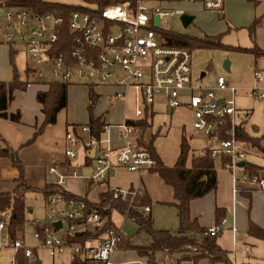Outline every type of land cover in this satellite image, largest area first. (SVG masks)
<instances>
[{
  "label": "built area",
  "instance_id": "2783aa9c",
  "mask_svg": "<svg viewBox=\"0 0 264 264\" xmlns=\"http://www.w3.org/2000/svg\"><path fill=\"white\" fill-rule=\"evenodd\" d=\"M92 4L93 7H83L85 12L72 13L66 21L58 13L39 15L10 7L5 0H0V46L10 48L15 55L20 45L25 47L33 64H28L27 70L35 77V82L27 86L36 83L50 88L60 83L68 87L85 86L94 91L102 86L135 91L136 120L141 119L145 111L152 112L156 98L162 96L170 108L185 106L192 112L196 134L208 137L213 144L212 158L218 162L226 159L221 162L223 170L234 175L240 173L239 164L247 161L248 153L241 148L236 136L239 126L236 91L220 77L215 88L196 93L197 88L192 87L191 50L175 46L167 36L171 31L162 24L164 18L187 14L181 4H198L206 11L218 13L223 10L225 0H98ZM255 78L262 81L263 72L256 70ZM229 89L231 97H220L219 94ZM185 91L190 92L186 98L182 95ZM127 94L117 93L116 97L127 98ZM119 128L125 139L141 131L126 122ZM110 130L107 125L106 138L99 143L91 140L88 126L66 135V157L75 159L78 145L86 155L96 147L94 164L90 165V175L85 176L76 170L63 174L50 168L48 172L56 177V185L63 188L68 179L79 178L95 183L105 181L116 165L126 166L132 172L154 166L150 154L139 150L136 144H128L113 155ZM239 180L264 191L262 177L248 178L243 174ZM110 192L114 199L142 194L140 190L110 189ZM48 208L45 224L37 228L34 235L40 242L39 249L48 251L53 258L68 254L70 264H113L112 257L124 240L122 232L116 228L93 240L74 242L88 231L99 233L104 225L101 213L87 214V205L82 199L65 202L60 194L50 199ZM135 209L146 214L151 211L149 206ZM8 217L9 211L0 209V237L3 232L7 233ZM58 221L61 226L56 229ZM224 222L209 227L202 236L215 238L222 232ZM34 224L38 225L39 221ZM10 247L15 255L9 264H18L20 252L28 259L35 255L36 248L18 239L10 242Z\"/></svg>",
  "mask_w": 264,
  "mask_h": 264
},
{
  "label": "rangeland",
  "instance_id": "374dc122",
  "mask_svg": "<svg viewBox=\"0 0 264 264\" xmlns=\"http://www.w3.org/2000/svg\"><path fill=\"white\" fill-rule=\"evenodd\" d=\"M45 1L77 7L94 6L92 2L85 0ZM180 7L187 14L195 17V20L189 26L184 27L180 16L167 17L162 21L164 29L195 38L213 37L216 39L219 36L224 45L221 48L193 49L191 51L192 87L197 88L195 92L199 93L215 88L218 79L224 77L229 84V88L236 91V108L249 113L248 122L245 123L247 128L253 131L256 126L252 127V125L257 123L263 125L264 99H261L260 96L264 95V79L257 81L255 71L263 72L264 76V70L260 65V60L264 58V0H225L223 12L219 13L223 14L222 19L219 14L206 11L198 4H181ZM255 22L258 23L255 25V30H253ZM238 49L253 51L240 52ZM18 50L16 57L20 58L19 60L26 67L28 64L33 65L31 59L29 60L27 57L25 47L20 45ZM226 62L230 63V71H226L224 68ZM202 74H205L203 78H201ZM230 89L219 94L220 97H231ZM254 90L257 91L253 92ZM75 92L73 89H69V95L78 94ZM100 92L106 93L107 91L101 89ZM125 93L127 94V91ZM189 94L190 92L185 91L182 95L186 98ZM135 100V91H128V104L127 102L116 104L119 101H108V99L103 98L95 106V113L107 116V124L113 125L110 126L112 128L110 130L111 147H114V140L117 139L121 142L120 145L122 146L115 150L113 155L125 146V138L118 126L125 124V117L136 116V106L133 107L132 105V101ZM78 101L74 102L75 108L74 106L71 108L70 116L77 118L76 121L79 122L77 126L79 127L84 124L82 120L84 118L80 116L85 110L77 103ZM147 119L150 127L144 134L142 131L138 132V136H143L146 141L154 139L157 152L169 167H172L176 162L183 137L187 139L190 147L195 150H202L213 145L208 137L196 134L193 128V114L187 107L182 106L172 109L162 96L156 98L153 111H149ZM105 138L106 134L104 133L102 139ZM134 139V136H132L128 141H134ZM87 140L88 138L85 137V141ZM76 150V158L70 159V161L73 170L75 169L79 175H83L81 169L86 153L83 147L79 145ZM192 156H194V153L191 151L190 158ZM218 164L216 162V165ZM113 171L114 174L109 180L97 183L85 180H80L75 184L68 182L65 184V188L69 191L81 193L83 196L87 195L88 199L93 202L99 201V195L109 187L124 191H138L146 188L149 197L153 200L151 206L153 221L155 222L154 227L159 229L162 227L161 225H165V227L169 225V219L176 210L174 206L165 202L168 190L161 185L162 183H160L161 181L157 175L145 171L132 172L127 167L118 165L114 167ZM26 204L28 210H32L33 213L27 214L24 230L17 236V239L31 248H36L35 256L31 261L39 260L42 264H70L68 254L53 258L48 251L39 249L40 242L34 239L37 228L45 224L49 212L44 196L38 192H29L26 195ZM36 220L39 221L38 225L34 224ZM112 222L124 237H133L137 233L134 223L118 211L113 212ZM173 233L176 234L177 231ZM241 251L243 250L239 248V252ZM0 255L7 258L5 264H9L15 255V251L10 247V240L6 232H3L0 237Z\"/></svg>",
  "mask_w": 264,
  "mask_h": 264
},
{
  "label": "crops",
  "instance_id": "0c3cea01",
  "mask_svg": "<svg viewBox=\"0 0 264 264\" xmlns=\"http://www.w3.org/2000/svg\"><path fill=\"white\" fill-rule=\"evenodd\" d=\"M222 12L223 10L221 12L214 13L219 14ZM219 16L221 19L223 18V14H219ZM11 53L12 52L10 48L0 46V82L12 81L15 73L18 75L21 82H35V77L28 73V66L26 67V65H24L23 62L19 60L20 58H17L15 54H13L14 56L11 57ZM12 62H14V65H12ZM260 65L264 70V58L260 60ZM70 88L73 89V91H76L75 93H78L79 96L78 94L69 95ZM101 89H104L107 92L102 93L100 92ZM48 90L49 88L36 83L32 84L31 86H27L25 90H16L14 92V99L10 103L7 113L13 115L20 113V122L15 123L0 118V148H6L10 151L17 152L18 158L25 167L26 183L36 190L32 192L38 193H41L40 191L45 188L46 184H56V177L50 175L48 172L50 168H55L63 174L71 173L73 170L72 162L65 155V150L67 147L66 135L70 132H73L74 130L79 131V129L82 127L87 126L90 121V89L85 86H70L68 87L67 106L58 113L56 124L45 128L34 144L26 146L27 143L33 139L34 135L43 126L45 121L43 107L38 102V94ZM82 90L84 91L81 92ZM125 91L126 90L123 88L113 86H102L96 88L95 93L98 96L97 105L103 98L108 99V101H119L116 104L124 102H127L128 104L127 98L118 99L116 97L117 93H124ZM260 97L261 99H264L262 95ZM76 100H79L77 103L80 104L85 110V112H83L80 116L84 118L82 119L84 124L79 127L77 126L79 125V122L76 121L77 118L70 116V111L72 110L71 108H73V104ZM132 105L133 107L136 106V100L132 101ZM95 110L94 115L96 117H101L106 123V126H113L107 124V116L95 113ZM237 112L238 123L247 135L259 138L264 137V124L262 125L257 123L252 125V127H256L253 131H251L247 128V125H245V123L248 122L249 113L240 109H237ZM136 118L137 116L125 117V122L128 120H136ZM138 132L140 131H137L133 135L135 138L134 141L129 142V139H125V146L121 149L125 148L128 144L137 145V140L140 138L138 136ZM110 139L112 146L111 132ZM120 144L121 142L119 140H114V150L119 149L122 146ZM262 145L264 146V140L262 141ZM212 147L213 146L211 145L202 150H195L191 147L194 156L190 158L189 164L191 163L192 159L202 156L206 149ZM244 147L245 145H241V148L248 153L246 162L264 169V155L261 153L248 151V149L246 147L245 149ZM178 157L179 155L177 156V159ZM218 163L219 164L216 165L218 181L217 189L214 192L206 195L204 198L194 200L191 203V216L193 219L198 220L201 227L208 229L209 227L216 225V210H224L225 216L223 220L225 222L222 224L223 229L217 240L218 245L229 254V258L233 264H264V241L251 237L248 234V229L251 222L264 230V191L258 190L249 183L240 181L239 178L244 174L243 171L234 175L229 171L223 170L221 168V163ZM93 164L94 161H92L90 165L92 166ZM90 165L88 166L86 164L85 157L81 169L84 176L90 175L84 173V170H90ZM113 169L110 171L107 180H109L114 174ZM148 170L149 169L142 171L149 173ZM260 175L262 178H264V171H261ZM19 177L20 172L16 167H14L11 159L8 156L0 155V195L14 194L18 187ZM80 180L93 182L87 178H79L75 180L68 179L66 184L68 182L75 184ZM82 184L84 185V183ZM163 187L167 188L168 190L166 193L165 202H170L172 200V191L165 185H163ZM62 189L68 194L77 198L88 199L87 195L83 196V194L76 191L67 190L65 185ZM109 189H111V187H109L107 190ZM140 191L142 193H146L149 196L146 188ZM149 198L150 203L152 204L153 200L151 197ZM150 209L151 211L147 214L153 219L151 205ZM175 210V213L172 214L171 218L169 219V225L166 227L165 225H161L162 227L159 229L169 230L172 233L178 230L179 219L177 209L175 208ZM28 211L30 214L33 213L32 210ZM126 218L129 219L128 217ZM129 220L134 223L132 219ZM134 225L137 231L136 235L133 237H124V242L119 245L112 257L113 264H147V259L141 257L135 249H132V246L150 248L152 246L153 240L149 235L145 233H139L138 226L135 223ZM115 228L117 229V227ZM239 248H241L243 251L239 252ZM191 256H194V253H172L167 255L165 252H157L155 254V260L156 264H195L192 260H189V257ZM6 262L7 258L0 255V264H5ZM196 264L211 263L207 259H200Z\"/></svg>",
  "mask_w": 264,
  "mask_h": 264
},
{
  "label": "trees",
  "instance_id": "16d2710c",
  "mask_svg": "<svg viewBox=\"0 0 264 264\" xmlns=\"http://www.w3.org/2000/svg\"><path fill=\"white\" fill-rule=\"evenodd\" d=\"M85 1L96 2L98 0ZM5 2L10 7L26 9L39 15L58 13L60 16H63L66 21L69 20V16L74 12H85L83 7L50 3L45 0H5ZM257 23L258 22H255L253 25V30H255V25H257ZM167 36L175 46L188 48L191 51L193 49L224 47L219 36L216 39L213 37L195 38L173 32L167 33ZM238 51L249 52L253 50L238 49ZM10 56L13 57V53H11ZM12 65H14V62H12ZM26 87L27 83L21 82L16 73L12 81L0 82V118L15 123L20 122V113L16 115L8 114L7 110L14 99V92L16 90H25ZM97 101L98 96L95 91L91 89L89 106L90 121L87 126L90 128L91 140L99 143L105 133L106 123L101 117H96L94 115ZM38 102L43 107L45 121L43 126L26 146L34 144L45 128L56 124L58 113L66 108L68 103V86L60 83L51 85L48 91L38 94ZM147 115L148 113L145 111L144 116L141 119L128 120L126 123L131 127L140 129L144 134L150 127ZM76 132V130L73 131V133ZM236 136L240 146L245 145L248 151L264 155V146L262 145L264 137H251L245 133L240 125L236 130ZM221 137L225 138L223 135ZM137 148L148 152L155 162L154 166L150 168L148 172L157 175L162 184L169 187L172 191V200L167 204L172 205L177 209L179 219L177 233L174 234L169 230L156 229L150 215L138 212L135 209L138 206L150 207V198L146 193L137 195L134 198L128 196L125 199H114L109 189L100 194L98 202H91L87 198L82 199L87 205L86 213H101L104 218V225L103 228H100L101 230L98 234L88 231V233L83 234V238H78L74 242L84 243L88 239L93 240L99 234H103L105 231L115 228L112 222V214L114 211H118L134 221L138 226L139 233H145L152 238L153 243L150 248L132 246V249H135L141 257L147 259V264H156L155 254L157 252H165L167 255L172 253H194V256L189 257V260H192L195 264L200 259H207L211 264H233L229 258V254L218 245L217 240L220 234L211 239L203 237L202 234L206 229L200 226L197 219L192 218L190 212L191 203L194 200L204 198L206 195L217 189L218 181L216 162L218 161L212 158L213 147L206 149L202 156L192 159L189 164L192 149L187 139L183 137L180 145L179 157L175 165L172 167H168L164 164L161 156L156 150L154 139L146 141L143 139V136H141L137 140ZM0 155L8 156L14 167L20 172L18 187L14 194L0 195V209L3 211H9V217L7 219V234L10 242H13L17 240V236L23 232L27 222L28 208L26 204V195L29 192L36 190L26 183L25 167L18 158L17 152L10 151L6 148H0ZM92 161L93 159L91 158L90 153H87L86 164L89 166ZM221 162H226V159L223 158ZM245 163L246 165L242 168V171L248 178H253L255 176L261 178L260 172L264 171V169L247 162ZM40 192L44 196L47 206L49 205L50 199L55 195L60 194L65 202L77 198L65 192L62 187L50 183L46 184L45 188ZM224 216V210H216V225L222 223ZM248 234L251 237L264 241V230L252 222L249 225ZM123 242L124 240L121 244ZM31 260L32 259L26 258L23 252H20L17 255L18 264H38L39 260ZM71 264L80 263L75 262Z\"/></svg>",
  "mask_w": 264,
  "mask_h": 264
},
{
  "label": "water",
  "instance_id": "95a60500",
  "mask_svg": "<svg viewBox=\"0 0 264 264\" xmlns=\"http://www.w3.org/2000/svg\"><path fill=\"white\" fill-rule=\"evenodd\" d=\"M193 20H194V17L191 16V15H187V14H186V15H182V16H181V21H182L184 27L189 26ZM157 24H158V23H157ZM224 68H225L226 71H230V63H229V62H226L225 65H224ZM204 76H205V74H202V75H201V78H203ZM95 152H96V147H94V148L91 150L90 156H91L92 159H93L94 156H95ZM245 165H246L245 162H241V163L239 164V167L244 168ZM87 171H89V172H87ZM84 173H85V174H90L91 171L86 169V170H84ZM60 226H61V221H58V222L55 223V227H56V229L60 228ZM38 264H41V262H38Z\"/></svg>",
  "mask_w": 264,
  "mask_h": 264
}]
</instances>
